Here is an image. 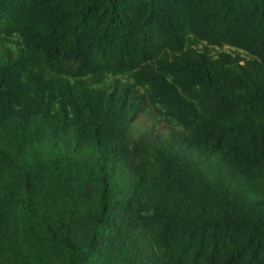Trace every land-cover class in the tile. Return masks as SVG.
<instances>
[{"label":"trees","instance_id":"obj_1","mask_svg":"<svg viewBox=\"0 0 264 264\" xmlns=\"http://www.w3.org/2000/svg\"><path fill=\"white\" fill-rule=\"evenodd\" d=\"M0 34V264H264V0H0Z\"/></svg>","mask_w":264,"mask_h":264},{"label":"rangeland","instance_id":"obj_2","mask_svg":"<svg viewBox=\"0 0 264 264\" xmlns=\"http://www.w3.org/2000/svg\"><path fill=\"white\" fill-rule=\"evenodd\" d=\"M20 42L19 37L15 35H1L0 34V57L4 55L9 49H15L18 47ZM213 53L219 50H227L232 53L239 54L241 57H247L248 53L244 49L232 46L230 44H224L223 46H212ZM94 83H98L101 86H105L107 89H112L113 85H129L132 81L128 78L125 73L112 74L110 72L104 74H97L89 77ZM132 94L136 98V91L138 97H140V102L136 114L130 122V129L135 133L141 135H148L154 140H158L161 143L168 144L175 138V135L180 131V126L175 123L174 120L164 118L159 115L156 106H153L145 97L144 89L142 87H136L135 85L130 86ZM59 146L63 144L69 145L68 142L59 140ZM73 144V143H71ZM70 144V145H71ZM78 149L76 153H78ZM203 164L202 161H200Z\"/></svg>","mask_w":264,"mask_h":264}]
</instances>
